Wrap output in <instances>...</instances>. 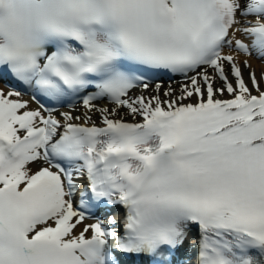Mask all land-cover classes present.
Returning a JSON list of instances; mask_svg holds the SVG:
<instances>
[{"label":"snow or ice","instance_id":"6c2138e0","mask_svg":"<svg viewBox=\"0 0 264 264\" xmlns=\"http://www.w3.org/2000/svg\"><path fill=\"white\" fill-rule=\"evenodd\" d=\"M0 264H264V0H0Z\"/></svg>","mask_w":264,"mask_h":264},{"label":"bare ground","instance_id":"6f19581e","mask_svg":"<svg viewBox=\"0 0 264 264\" xmlns=\"http://www.w3.org/2000/svg\"><path fill=\"white\" fill-rule=\"evenodd\" d=\"M252 63H253V66L257 69V72H259V70H260V63H259V61L253 60Z\"/></svg>","mask_w":264,"mask_h":264}]
</instances>
